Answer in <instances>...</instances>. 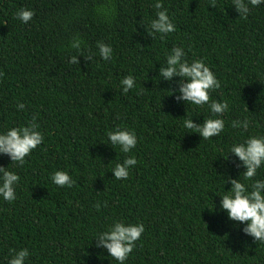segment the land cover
Wrapping results in <instances>:
<instances>
[{
	"label": "trees",
	"instance_id": "obj_1",
	"mask_svg": "<svg viewBox=\"0 0 264 264\" xmlns=\"http://www.w3.org/2000/svg\"><path fill=\"white\" fill-rule=\"evenodd\" d=\"M152 3L0 0V131L34 123L44 137L22 164L0 154V167L20 177L15 200L0 199V264L20 248L30 251L25 264H118L94 237L114 220L145 226L124 264H264V242L228 218L219 195L244 171L234 153L223 154L264 135V5L241 18L232 0H163L175 31L161 38L147 32ZM20 8L34 11L27 24L15 15ZM98 42L112 46L110 60ZM177 46L220 81L210 91L229 103L219 136L182 127L210 113L179 98L183 78L160 74ZM129 74L135 86L125 93L120 81ZM245 117L247 130L231 127ZM117 127L135 132L131 153L107 141ZM128 155L137 164L117 180L112 169ZM56 170L68 172L71 187L51 181Z\"/></svg>",
	"mask_w": 264,
	"mask_h": 264
},
{
	"label": "clouds",
	"instance_id": "obj_2",
	"mask_svg": "<svg viewBox=\"0 0 264 264\" xmlns=\"http://www.w3.org/2000/svg\"><path fill=\"white\" fill-rule=\"evenodd\" d=\"M264 5V0H232V6L237 10L241 18H247L252 8ZM152 7L155 11V18L149 21L147 32L149 35H164L175 31V25L170 18L167 8L164 7L163 0H153ZM16 17L27 24L32 20L34 11L28 8H20L16 12ZM82 41L73 38L70 46L81 52ZM97 48L101 59L108 61L113 56V48L110 44L98 42ZM82 54V53H81ZM184 48L173 47L166 55L165 62L160 69V74L165 79H171L174 75L183 78L180 84V99L188 102L197 108L207 105L210 113L202 124H196L191 118L182 121V127L186 130L198 132L203 139L207 140L213 136H219L225 130V120L223 114L228 112L229 103L226 100H214L210 98V91L220 87L211 68L203 59H193L188 61ZM92 59V56H88ZM70 64L77 63V55L70 57ZM135 86V78L129 74L120 81L123 92H128ZM18 109H23L22 103L17 105ZM35 119V118H33ZM231 127L234 129L247 130L250 121L247 117L242 120H233ZM38 126L29 123L26 126L12 127L6 131H0V154H7L11 162L22 164L25 157L32 150L40 145L44 139L42 133L37 130ZM107 141L110 142L122 153L128 154L137 145V136L134 131L117 127L107 132ZM234 153L242 162L244 171L241 179H230L231 188L224 190L220 200V208L226 211L230 220L246 222L243 232L251 236L255 241L264 242V177L259 173V169L264 167V135H248L242 142H233L226 153ZM137 164L134 155H128L123 159V163L117 162L112 169L117 180H126L129 177L130 169ZM240 174V175H241ZM20 177L15 171L6 167H0V199L13 201L16 198L15 187ZM51 181L57 186L71 187L73 181L65 170H56L51 175ZM226 181L224 180V183ZM209 208V207H207ZM210 210H215L212 202ZM145 231V226L141 222L125 223L123 220H114L107 229L98 232L94 237H98L97 247L102 246L107 250L110 257L114 258L118 264H124L132 252L135 242L140 239ZM13 254L8 259V264H25L30 255L28 248L13 249Z\"/></svg>",
	"mask_w": 264,
	"mask_h": 264
}]
</instances>
